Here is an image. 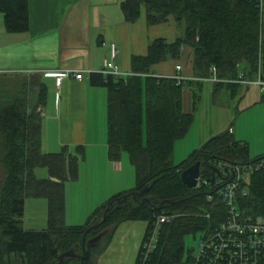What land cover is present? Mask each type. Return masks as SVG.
<instances>
[{"label":"trees","instance_id":"obj_1","mask_svg":"<svg viewBox=\"0 0 264 264\" xmlns=\"http://www.w3.org/2000/svg\"><path fill=\"white\" fill-rule=\"evenodd\" d=\"M121 8L128 22L136 21L145 8L149 25L171 17L183 25V33L174 41L154 39L146 55L133 56L132 75L90 74L91 83L108 92L109 158L116 161L123 152L128 154L135 187L113 195L84 224H66L65 186L78 179L85 148L79 145L72 151L65 146L56 153L42 152L41 107L46 85L32 75L15 86L0 80V164L4 172L0 179V264H57L59 255L74 247L82 254L84 239L91 244V255L72 258L67 264H94L120 224L144 221L149 226L163 213L175 217L162 226L154 260L180 262L185 259V236L198 230L211 232L227 211L216 188H190L181 173L199 161L202 176L212 180L218 176L219 162L247 165L264 160V155L252 158L248 144L228 129L176 164L175 143L191 128L200 96L194 93V111L185 113L182 88L192 80L179 83L172 77L153 75L156 64L179 59L188 48L196 77L207 78L212 67L216 68L221 79L215 83L217 91L223 82L239 79L240 73L246 80H264V0H122ZM0 13L6 32L28 30L27 0H0ZM36 168H45L48 177L37 178ZM146 187L147 193L139 195ZM26 198L46 199L45 228H23ZM238 205L264 219V166L250 176L248 193L238 197Z\"/></svg>","mask_w":264,"mask_h":264},{"label":"crops","instance_id":"obj_2","mask_svg":"<svg viewBox=\"0 0 264 264\" xmlns=\"http://www.w3.org/2000/svg\"><path fill=\"white\" fill-rule=\"evenodd\" d=\"M121 2L27 0L29 28L14 33L6 32L0 13V75L36 76L47 88L41 107L42 152L56 153L65 146L72 151L79 145L85 148V157L79 163L78 179L67 182L65 186V220L68 225L84 224L88 216L113 195L135 187V171L128 154L123 152L116 161L109 158L108 92L104 86L93 85L90 74L102 69L105 59L109 58L112 43L118 48L115 63L122 72L133 74L132 57L146 55L154 39L166 38L162 26L171 18L164 23L149 25L145 13H142L136 21L128 22L124 18ZM174 35L176 39L179 31L175 30ZM192 57L191 51L184 48L179 59L167 63L162 61L153 67V74L172 77L177 63H180L182 73L192 78V83L182 88L185 113L194 111V93L200 96L191 128L184 138L175 143L173 161L177 156H188L211 137L228 129L237 140L248 144L252 158L264 155L263 87L234 79L223 82L225 84L217 91L215 81L201 80L195 76ZM184 64L187 65L186 69ZM64 70L82 71L84 77L78 80L73 75L66 76L58 85L55 76L44 74ZM227 82L238 84L232 87ZM205 88L209 92L206 102L202 97ZM220 92L223 93L225 105L217 103L216 96ZM45 177H48L47 173L40 178ZM30 209L35 215L27 224L25 214ZM46 213L45 198H26L23 228H45ZM139 222L144 225L140 226ZM126 223L130 225L123 227L121 232L130 231L132 243L128 250L130 254H136L131 260V264H135L148 225L144 221H126L122 224ZM110 245L94 264H123V258H119L117 263L113 261Z\"/></svg>","mask_w":264,"mask_h":264},{"label":"built area","instance_id":"obj_3","mask_svg":"<svg viewBox=\"0 0 264 264\" xmlns=\"http://www.w3.org/2000/svg\"><path fill=\"white\" fill-rule=\"evenodd\" d=\"M118 48L115 43L110 46L109 58H106L100 72L112 74L116 77H126L132 73H124L115 63ZM175 74L172 78L179 83L191 79L182 73V65L177 63ZM45 75L55 76L59 85L66 76L73 75L82 80V71L64 70L60 72H48ZM157 76V75H155ZM239 74V81L246 84L256 83L263 87L264 80L260 77L254 81L243 79ZM204 80L221 81L216 75V68L212 67V75ZM229 81V80H228ZM225 166V167H224ZM264 166V160L247 165L223 164L219 162L218 176L212 182L200 173L195 188L214 187L220 194L222 202L226 205L224 219L209 233H204L200 238L197 248H193L190 255L180 262L172 264H264V219L254 217L241 209L238 205V197L248 193L250 176L255 170ZM175 215L158 214L149 224L143 238L137 264H162L154 260L161 229L164 223L170 222Z\"/></svg>","mask_w":264,"mask_h":264},{"label":"rangeland","instance_id":"obj_4","mask_svg":"<svg viewBox=\"0 0 264 264\" xmlns=\"http://www.w3.org/2000/svg\"><path fill=\"white\" fill-rule=\"evenodd\" d=\"M142 13H145V8H143ZM162 27H164V34H165L163 36H166L165 39L169 42L175 40L174 39L175 38L174 37L175 36L174 35L175 30L179 31V35H181L183 33V25H180L173 17H171L169 22L164 24V26H162ZM172 60H174V59L168 58L163 62L167 63V61H172ZM184 67L186 69L187 65L184 64ZM30 77L29 76H23V75H21V76H17V75L7 76V75H5V76H0V80L5 82L7 85H14L15 86V85H20L22 82L28 80V78H30ZM202 97H204L205 102L207 99H209V92L206 90V88L204 90V95ZM216 99H217V103L219 105H225V99H224L222 92H220L216 96ZM186 156L184 155V157H182V158L177 156L175 163L178 164V163L182 162L186 158ZM130 167H132V166L130 165ZM41 169H43L42 171H44V174L41 173ZM46 173H47V171L45 168H36L35 169V175L37 178H40L42 176H46ZM3 175H4L3 168L0 164V179H2ZM32 215H35L33 212V209L26 211L25 217H26V223L27 224H29L31 222L30 220H31ZM34 221H32V224ZM36 222L38 223V221H36ZM24 223H25V219H24ZM139 223H140V226L144 225L142 222H139ZM127 225H130V224H128V223L122 224L121 227L117 230V232L114 234L112 241L110 243L111 244L110 245L111 250L109 249L110 253L112 254L113 261L115 260V262H116V261H118L119 258H123V264L124 263L131 264V262L133 261L132 258L134 259L133 256L136 255V254L134 255V253L130 254V252L128 250L130 247V244L132 243V239L129 235L130 231H126L125 233H124V231L121 232V230H123L122 228L126 227ZM26 226H28V225H26ZM203 235H204V231L198 230V231H195L193 233H189L185 236V239H184V242H185L184 258H187L190 255L193 248L198 247L200 238ZM135 260H136V258H135ZM135 260H134V262H135Z\"/></svg>","mask_w":264,"mask_h":264},{"label":"water","instance_id":"obj_5","mask_svg":"<svg viewBox=\"0 0 264 264\" xmlns=\"http://www.w3.org/2000/svg\"><path fill=\"white\" fill-rule=\"evenodd\" d=\"M200 170H201V163L198 161L192 165H190L189 167H187L182 173H181V178L184 182V184H186L188 187L190 188H194L196 186L197 183V178L200 175ZM215 177L212 178V182L215 181L214 179ZM220 188L217 187L216 191ZM149 190V187H146L142 192L138 193L139 195H143L145 193H147V191ZM96 240V239H95ZM93 240V241H95ZM92 247L91 244H86L85 239L83 241V253L79 254L76 252V247L65 251L63 253H61L58 257V263L57 264H67L72 258H80V259H87L92 252ZM54 264V263H52Z\"/></svg>","mask_w":264,"mask_h":264},{"label":"bare ground","instance_id":"obj_6","mask_svg":"<svg viewBox=\"0 0 264 264\" xmlns=\"http://www.w3.org/2000/svg\"><path fill=\"white\" fill-rule=\"evenodd\" d=\"M154 76H155V74H153ZM157 77H160V76H157ZM192 79V78H191ZM191 79H189V80H191ZM201 80H204V79H201ZM254 81V80H253ZM186 82V81H185ZM201 171V170H200ZM201 173V172H200Z\"/></svg>","mask_w":264,"mask_h":264}]
</instances>
